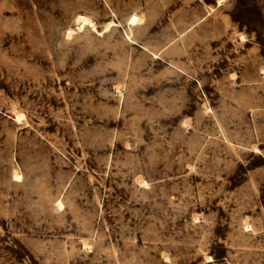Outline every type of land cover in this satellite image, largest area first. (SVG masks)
I'll return each mask as SVG.
<instances>
[{
	"label": "rangeland",
	"instance_id": "rangeland-1",
	"mask_svg": "<svg viewBox=\"0 0 264 264\" xmlns=\"http://www.w3.org/2000/svg\"><path fill=\"white\" fill-rule=\"evenodd\" d=\"M0 264H264V0H0Z\"/></svg>",
	"mask_w": 264,
	"mask_h": 264
},
{
	"label": "bare ground",
	"instance_id": "bare-ground-1",
	"mask_svg": "<svg viewBox=\"0 0 264 264\" xmlns=\"http://www.w3.org/2000/svg\"><path fill=\"white\" fill-rule=\"evenodd\" d=\"M76 20L80 24V30L84 29L87 26L91 27L92 29L95 28L94 23L89 18L80 16ZM137 21H138L137 17H132L131 18V25H135L137 23ZM112 26H113V23H109V25L107 26V30H109V28ZM71 34H72V32L69 35H71ZM19 119H20V117H17V120H19ZM16 178H19V176L16 175ZM59 206L62 207V204L60 202H59Z\"/></svg>",
	"mask_w": 264,
	"mask_h": 264
}]
</instances>
